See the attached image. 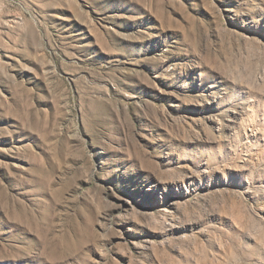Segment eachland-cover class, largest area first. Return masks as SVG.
<instances>
[{"label": "rangeland", "instance_id": "rangeland-1", "mask_svg": "<svg viewBox=\"0 0 264 264\" xmlns=\"http://www.w3.org/2000/svg\"><path fill=\"white\" fill-rule=\"evenodd\" d=\"M0 264H264V0H0Z\"/></svg>", "mask_w": 264, "mask_h": 264}]
</instances>
